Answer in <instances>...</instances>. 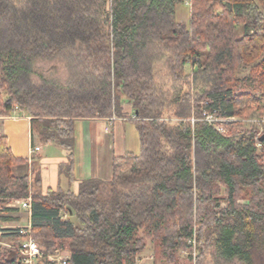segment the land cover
<instances>
[{"label":"trees","instance_id":"obj_1","mask_svg":"<svg viewBox=\"0 0 264 264\" xmlns=\"http://www.w3.org/2000/svg\"><path fill=\"white\" fill-rule=\"evenodd\" d=\"M54 60L65 78L34 77ZM242 82L255 91H237ZM263 99L264 0H0V128L29 116L42 143L66 151L70 181L77 119L124 116L127 102L140 138L113 158L110 180L43 192L14 174L24 158L0 130V206L31 196L36 264H62L48 259L57 249L66 264H137L148 239L178 264L186 250L193 260V238L194 264H264V132L222 134L205 120L264 116ZM9 234L0 264H26L19 244L1 245Z\"/></svg>","mask_w":264,"mask_h":264},{"label":"crops","instance_id":"obj_2","mask_svg":"<svg viewBox=\"0 0 264 264\" xmlns=\"http://www.w3.org/2000/svg\"><path fill=\"white\" fill-rule=\"evenodd\" d=\"M122 107L124 116L76 120L73 181L59 169V164L67 159L66 151L58 145L42 143L31 130L29 116L22 113L19 116L3 117L1 133L7 137L14 155L24 158V162L13 167L14 174L28 173L32 182L35 179L36 190L43 192L49 187L58 186L64 191L76 192L82 180H110L113 158L122 156L127 151L136 152L140 144L139 133L132 120L133 107L127 102ZM35 146H40V149L33 151ZM36 159L40 160L41 165L37 173L33 166ZM1 211L4 216L0 218L5 227L23 226L32 220L28 210L13 200L3 204ZM23 213L26 217L19 220Z\"/></svg>","mask_w":264,"mask_h":264},{"label":"rangeland","instance_id":"obj_3","mask_svg":"<svg viewBox=\"0 0 264 264\" xmlns=\"http://www.w3.org/2000/svg\"><path fill=\"white\" fill-rule=\"evenodd\" d=\"M188 4H186V6H181L179 5L178 7V12H179V8H180V19L181 20H187L189 15H188ZM182 10V11H181ZM179 15V13H178ZM189 69V68H188ZM250 69H241L239 71V76L241 78H244L245 76H247L249 74ZM67 71L66 68L64 66V63L62 61L59 60H54V61H39L36 66H35V75L34 77H39L40 75L45 76V77H49L52 78L54 80H60L65 78V76L67 75ZM159 73L162 74V76L166 75V69L165 67L159 66ZM237 91L241 92V91H255L254 89H252L251 86H249L248 84H245L244 82H242L239 87L237 88ZM262 104H264V99L262 100ZM22 113H17V116L21 115ZM264 120V116H260L258 114H254V115H249V116H235L234 119L228 121V125H226L227 127V132L226 134H230L231 133V129L232 128H239V129H246V130H250V129H256L259 133L264 132V122H262L261 124H258L255 120ZM134 123V122H133ZM138 148L136 149V152L140 150V144H138ZM260 148H262V146H260ZM261 150V149H260ZM34 166V172L37 173L38 171H40L41 169V165H40V160L36 159V161L33 163ZM35 178V177H34ZM34 185V190L36 189V182L34 179L33 182ZM15 201L16 204L17 200H13ZM240 204H248L249 200L247 198H242L238 201ZM3 205L0 206V217L4 216V214L2 215L3 211H1V207ZM17 214V213H14ZM26 217L25 213H23V216L19 217V220H23ZM0 222L3 223V219L0 218ZM6 224V223H5ZM22 224H24V222H22ZM28 225V224H26ZM26 225L23 226H19V227H24ZM12 229V234H9L8 237H6L5 239H3V241L1 242V245L4 248L7 247H12L16 246L18 244V239L15 238L16 235V230H17V226H12L10 227ZM148 245L147 248L140 252L138 254V256H142L143 260L138 262V264H171L169 262H167L166 260L162 259L161 257V253H160V247L152 242L150 239L147 240ZM62 251H65L67 249H60ZM55 253V252H54ZM53 253V254H54ZM150 254H154L155 258L154 259H148L146 260V258L149 257ZM191 254L190 251H184L183 253L180 254L179 256V262L178 264H194L195 262L190 259L188 256ZM38 261V260H37ZM36 261V263H37ZM209 263L208 264H227L225 263L221 258L215 256L214 259L211 257L209 258ZM228 264H238V263H228Z\"/></svg>","mask_w":264,"mask_h":264},{"label":"built area","instance_id":"obj_4","mask_svg":"<svg viewBox=\"0 0 264 264\" xmlns=\"http://www.w3.org/2000/svg\"><path fill=\"white\" fill-rule=\"evenodd\" d=\"M16 109L18 106L15 107ZM16 115V114H15ZM234 118H229V117H224L220 115H216L213 113H206L205 114V120L208 121L210 124H212L220 133L225 134L227 132V127L228 121L232 120ZM194 121V120H193ZM258 124H261L264 122V120H255ZM260 147V145H259ZM40 146H35L33 148V151L39 150ZM17 203L23 208L28 210V212L31 215V208H32V200L31 196L28 197L27 199H21L17 200ZM66 217V216H65ZM13 229V228H12ZM12 229L10 227H5L3 223L0 222V233H11ZM31 229H32V224L31 221L28 223V225L24 227H18L17 231L18 232V244L17 247L19 248L23 261L26 264H36V261L41 259L43 257V251L40 246V244L31 236ZM189 242L193 243L194 245V250H193V261L195 262V257H196V239L193 238ZM70 252L69 250L62 251L60 249H57L54 254H51L48 256L49 261L51 262H57V263H62L66 264L67 260L69 258ZM154 254H150L148 259H154ZM143 257L137 256L136 262L142 261Z\"/></svg>","mask_w":264,"mask_h":264}]
</instances>
